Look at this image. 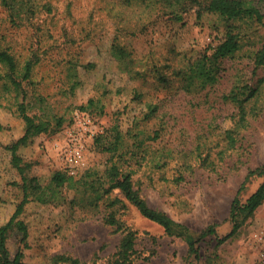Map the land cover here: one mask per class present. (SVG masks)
<instances>
[{
  "label": "rangeland",
  "instance_id": "obj_1",
  "mask_svg": "<svg viewBox=\"0 0 264 264\" xmlns=\"http://www.w3.org/2000/svg\"><path fill=\"white\" fill-rule=\"evenodd\" d=\"M208 1L40 0L46 8L18 24L0 4V47L9 49L20 66L35 61L30 80L17 79L19 89L0 78V226L22 198L23 175L47 184L55 171L66 169L65 154L78 145V176L87 169L102 173L113 153L95 144L97 135L110 137L117 128L130 143L133 133L143 130L138 137H147L163 123L159 138L146 143L156 155L171 147L176 158L163 168L142 161L132 176L134 188L150 207L167 213L194 237L210 225L221 237L230 232L237 191L242 187L243 204L264 181V61L255 65L264 47V27L253 19L235 22L240 47L221 59L215 84L204 88L193 78L187 88L188 65L226 48L224 24L204 10ZM245 83L258 87L256 98L246 104L256 113L234 132L238 141L227 150L224 131L237 120L238 107L221 96ZM20 103L29 115L50 124L49 131L19 148L22 165H29L23 175L7 149L24 133ZM151 106L157 118L144 119ZM196 155L208 156L207 161ZM184 161L191 171L181 167ZM179 173L185 180L176 182ZM65 193V202H28L19 217L28 228L27 246L9 230L8 249L14 253L20 245L25 264H52L59 254L106 264L122 235L103 223V204L93 215L72 207L73 193ZM114 196L123 198L118 189ZM121 218L136 231L137 256L139 261L147 257L145 264H264V201L252 213L239 211L240 227L224 242L214 235L200 240L198 258L189 254L184 236L167 235L133 206L128 204Z\"/></svg>",
  "mask_w": 264,
  "mask_h": 264
},
{
  "label": "trees",
  "instance_id": "obj_2",
  "mask_svg": "<svg viewBox=\"0 0 264 264\" xmlns=\"http://www.w3.org/2000/svg\"><path fill=\"white\" fill-rule=\"evenodd\" d=\"M0 4L4 6L10 20L14 24L22 21H28L38 14L46 5L41 4L40 0H0ZM207 13L215 15L225 26V41L226 48L224 50L215 49L213 53L203 54L199 59L189 64L186 71L188 83L192 82L193 78L200 80L201 85L206 88L213 86L218 79L220 71V62L226 55H233L240 47L239 34L235 32L234 23L244 19H253L259 25L264 27V0H209L204 6ZM180 19V17H178ZM264 61V47L261 48L255 56V65L258 67ZM35 61L27 59L22 66L17 62L16 57L7 48L0 47V67L3 73L0 78L5 77L7 82L15 89L21 87V80H30ZM5 83V86L9 88ZM258 87L245 84H235L227 93L221 96L224 102H230L238 107V113H235L237 120L224 131L227 137L228 144L226 149L232 150L235 148L238 137H235L234 132H238L240 128L247 126V116L255 114V106L249 110L246 109V104L255 99L258 93ZM19 114L24 121V133L15 142L7 146L11 152V162L15 168L24 174L28 164L22 165V159L18 154L20 147L26 145L33 137L45 133L50 130V124L39 119L36 115H29L26 112L24 103L19 105ZM234 114V113H233ZM232 114V115H233ZM156 106H151L144 113V119L157 118ZM137 118L134 119L136 121ZM163 119H161L162 122ZM169 120L166 119L165 123ZM62 120L59 119L56 127H60ZM163 127L161 123L153 130L152 135L147 137H138L144 131L139 130L133 133L132 141L126 143L123 134L117 129H112L110 137L97 135L94 139L96 145L103 150L113 153L110 164L105 170L100 173L98 170L87 169L81 175H70L66 169L55 171L49 182L43 185L37 177L28 179L23 175L21 183L22 198L16 205V208L10 218L0 226V264H25L23 262L24 253L17 247L14 253H11L7 246V233L12 230L20 244L27 246L28 228L26 223L20 219V215L24 211L25 205L34 200L39 203H59L65 202L66 193L71 191L73 197L68 199L71 206H78L93 215L101 212V204L104 206V215L102 221L105 225L112 228L114 233H120L122 236L114 253L110 256L106 264H145L148 260L143 257L139 261L137 256L138 251L135 248L136 231L132 230L122 220V215L127 210L128 204L133 206L139 214L145 219L152 221L164 229V232L169 236H184L189 254L195 258L199 257L197 243L203 238L214 235L219 243L224 242L228 238L235 235L240 227L236 218L239 211L247 210L252 213L264 201V181L259 185L254 193H252L243 204L240 203L239 194L241 188L236 193V196L231 202L229 218L231 221L230 232L221 237L215 225H210L202 230L197 237L190 234L183 224L173 220L167 213L154 209L148 205L146 200L139 194V191L134 188L132 176L142 166L144 161L163 168L175 156V150L171 147H164L159 155L150 150V145L146 142L159 138L160 131ZM1 128V126H0ZM218 145H220L218 143ZM200 144L197 145V151L201 152ZM224 149H221L218 154L222 155ZM199 161H207V157L196 155ZM143 161V162H142ZM136 165V168L134 167ZM181 167L186 170H192V165L184 161ZM78 176V177H77ZM173 180L176 182L185 180V174L179 173ZM118 189L123 198L119 196L111 197L113 190ZM65 193V194H64ZM52 264H88L86 261H81L71 256L63 254L55 255L51 259Z\"/></svg>",
  "mask_w": 264,
  "mask_h": 264
},
{
  "label": "built area",
  "instance_id": "obj_3",
  "mask_svg": "<svg viewBox=\"0 0 264 264\" xmlns=\"http://www.w3.org/2000/svg\"><path fill=\"white\" fill-rule=\"evenodd\" d=\"M81 159H82V149L79 145L75 146L69 153L65 154V163L67 165L66 170L70 175H78L76 171V167L79 165Z\"/></svg>",
  "mask_w": 264,
  "mask_h": 264
}]
</instances>
